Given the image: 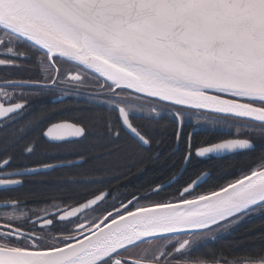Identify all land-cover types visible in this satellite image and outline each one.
<instances>
[{
  "label": "flooded vegetation",
  "instance_id": "1",
  "mask_svg": "<svg viewBox=\"0 0 264 264\" xmlns=\"http://www.w3.org/2000/svg\"><path fill=\"white\" fill-rule=\"evenodd\" d=\"M33 38L41 43L39 38ZM0 39L3 40L0 43V59L12 62L11 64L0 65V102L7 104L23 102V107L20 110L0 120V137L6 135L10 138L0 141V180L8 181V183H4L8 186L0 188V192L5 193L23 186L26 178H32L37 183H45L53 170L71 168L84 163L86 160L96 163L101 156L107 158L109 162L115 163L141 162L144 156L136 154L146 153L153 147L154 141H156L155 154L152 158L155 159L159 153L158 148L163 133L162 127L159 128L158 125L163 122H171L174 126L175 149H177L181 137L185 143L183 147L184 157L177 171L164 181L151 186L150 190L144 193L135 192L131 196L126 195L125 190H122L119 185H112L111 182L109 187L96 191L89 197L80 199L75 203L55 200L44 204L42 202L30 203L29 206H27L28 201L20 200L16 196L10 197L8 194H2L3 197H0V202L14 201L15 204L0 208V212L13 209L16 214L14 218L11 217L12 223L28 231L29 234L37 235L41 246L43 244H46L48 248L63 246L65 243L58 244L60 243L58 238L70 236L68 242L74 241L75 236L99 222L106 215L109 214L107 219L109 221L139 208L140 202L161 204L159 203L161 200H147L151 193L162 195L164 192H169L165 194L168 196L174 194V196L180 197L181 191L200 176H203V179L192 191L185 193L184 198L212 192L203 187L205 180L210 175V171L204 168L203 171L192 176L178 188L171 187L187 169L189 162L193 160L227 159L232 161L238 160V156L254 150L258 156L252 161H255L256 164H264V147L252 139L254 137L252 132L248 134L249 128L254 125L253 123L263 125L264 123L218 112L178 107L143 94H132L124 87H116V84L109 82L91 68L71 58H68L69 60L57 58L61 81L65 73L72 72L79 73L74 79L79 80L82 77L81 82L49 84L48 80L51 73L41 58L43 51L39 47L24 38L11 37L7 34H0ZM9 48L12 49L11 53L7 51ZM53 53L59 54L57 51H49V57ZM113 88L120 89L112 92ZM212 97L215 98L216 96ZM121 107L123 108L120 115L119 109ZM211 118L215 122L222 123V125L210 128V126H200L196 123L197 120H211ZM125 119L128 120V124L124 123ZM59 123H69L72 126L66 128L63 127L65 125H59L61 127L57 129H50L51 126ZM76 126L82 128L81 134H75L72 131V127ZM236 128H240L239 131ZM206 134H212L217 139L201 140L200 136ZM227 139L248 140L250 146L221 156H196L195 151L197 149ZM144 140H147V143ZM99 147H107V150L99 151ZM69 162L70 164L54 166L49 170L32 174H12L25 168ZM241 171L242 169L238 172ZM239 173L235 172L233 177L240 179L242 176ZM62 175H66V173ZM74 175H76L75 172L67 174L68 179L77 180L78 177ZM92 175L97 181L98 173L95 172ZM174 177L176 178L167 186L153 191V188L169 182ZM108 178L113 177L109 176ZM102 192H106L105 196L94 206L72 218L58 219L62 212ZM133 198L135 199L129 202ZM169 199L166 200L170 201L171 199ZM128 202L129 204H127ZM26 206L29 210H22ZM27 212L29 214L25 216ZM6 220L4 219V221ZM34 221L36 222L33 223ZM49 224L51 225L47 227ZM199 239L205 241L206 238L202 236ZM194 240L190 235H177L141 242L126 248V252L121 251L117 256H110L109 259L103 260L99 264L103 262L121 264L122 260L125 261V264L128 261L131 264H201L199 261L189 260V255L183 256V258L178 257V254L185 252L190 246L198 244ZM22 243L31 244L32 241L25 240ZM171 243L175 245L174 249L170 252L165 251ZM182 243H185L182 247L187 246L183 250L177 251L180 249L178 246ZM171 255L172 259L170 260L169 256ZM249 262L216 264H249ZM203 264L209 263L203 262Z\"/></svg>",
  "mask_w": 264,
  "mask_h": 264
},
{
  "label": "snow or ice",
  "instance_id": "2",
  "mask_svg": "<svg viewBox=\"0 0 264 264\" xmlns=\"http://www.w3.org/2000/svg\"><path fill=\"white\" fill-rule=\"evenodd\" d=\"M146 6L169 12V23L174 25L172 35L165 34L154 38L144 36L129 28L126 24L122 23L117 27L115 25L117 17L107 18L105 9L132 7L135 10L137 7L135 4L105 3L103 0H33L32 3L24 7L40 10L58 23L67 24L75 33L81 30L78 27L79 24H86L93 29H98L113 40L126 39L134 49L143 52L144 59L156 61L157 63L152 70L159 72L167 83L173 84L175 87L203 92L206 96L232 100L237 104L249 105L252 109L264 111V92L254 90L257 86L264 87V0H165L163 4L151 3ZM119 19L122 20L123 17H119ZM40 27L43 28L44 26L41 24ZM0 34L24 38L43 51L41 58L46 64L47 70L51 73L48 80L49 84L81 82L82 77L79 80L74 79L79 73L72 72L65 73L61 81L57 58L67 57L58 53H53L49 57L50 49L38 43L32 36L22 31L5 28L2 25H0ZM37 35L42 36L43 34L37 33ZM68 35L72 36V33H68ZM89 35L94 41L103 45V47L96 49L99 55L105 56L116 63L125 62L121 59L124 53L112 47L105 40H98L92 33H89ZM2 42L3 40L0 39V43ZM226 44L230 46L225 49L223 46ZM147 46L150 47L145 51ZM7 51L11 53L12 49L9 48ZM205 57L212 64L223 62L227 67L219 71L215 68L211 72L207 71L200 63ZM11 63V61L0 59V65ZM173 65L183 66L187 72L197 73L198 76L164 71L165 68ZM81 66L83 65L81 64ZM41 70L43 71L42 68ZM202 80L211 83L205 85L201 83ZM220 84L227 85V89L220 88ZM118 89L120 88H113L112 92ZM125 89L132 94H144L135 92L132 88ZM150 97L160 99L159 96ZM164 101L173 102L172 100ZM177 105L191 106L187 103ZM22 107L23 102L14 104L0 102V118ZM122 108L119 109L120 115ZM226 113L235 114L232 112ZM241 117L251 118L256 122H264V119L255 118L251 114ZM124 123L128 124V120L125 119ZM63 127L70 126L65 125ZM72 131L75 134H81L83 130L81 127L76 126L72 127ZM238 141V143L222 144L219 147L233 148L238 146L243 149L250 146L248 140ZM144 142L147 143V140H144ZM208 150L204 149L203 152ZM203 152L199 154H203ZM262 176H264V164L253 168L241 179L221 187L219 191L202 194L199 203L207 205L202 226L186 230L203 229L222 221L241 208L258 201L264 202V181L260 179ZM4 183H8V181L0 180V184ZM188 190L187 188L183 189L178 202L170 203L191 204V200L184 198V193ZM11 204L14 205L15 202L12 201ZM50 225H47V227ZM77 239L82 238L78 237ZM25 240H31L32 243H22ZM64 243L66 245L69 242L65 241ZM186 246L177 251L183 250ZM0 247L23 248L29 252L51 251L50 248L40 245L37 235H30L28 231L13 224L10 217L0 224ZM127 247H132V245H127L124 249H117L111 256H117L119 252L125 251ZM109 258L105 257L104 259ZM169 259H172V255L169 256ZM121 264H125V261L122 260ZM127 264H131V262L128 261ZM249 264H264V259L250 261Z\"/></svg>",
  "mask_w": 264,
  "mask_h": 264
},
{
  "label": "water",
  "instance_id": "3",
  "mask_svg": "<svg viewBox=\"0 0 264 264\" xmlns=\"http://www.w3.org/2000/svg\"><path fill=\"white\" fill-rule=\"evenodd\" d=\"M33 0H17V5L14 9H5L0 7V24L14 31H22L26 34L39 38L41 40V44L47 46L50 51H57L59 54L66 56L67 58L76 59L81 62L83 65L91 68L93 71L98 73L101 77L108 80L109 82L116 84V87H124V88H132L135 92H142L145 96H159L156 98L164 103H168L171 105H175L178 107H187L185 105H177L175 102L164 101L168 100L163 98V93L161 90L151 88L150 85L141 84L137 79L128 76L125 73L120 72L116 67L111 65L109 62L104 60L103 58L89 53L83 44L85 42H89L90 44L96 46L97 48L103 47L102 44L97 43L92 39L89 33H92L97 37L98 40H105L107 43L111 44L112 47L118 49L124 56L121 57L126 63L138 66L141 69L151 73L153 75L162 77L159 72L153 71V67L157 63L153 60H148L143 58V52L134 49L131 44L126 40H113L110 37L105 36L98 29H93L89 25L79 24L78 27L81 29L78 33L73 32V30L67 24H60L50 16L42 13L38 9L24 7L32 3ZM105 3H128L135 4L137 7L133 10L132 7H128L126 9L121 8H108L105 9L107 13V18L111 19L112 17H117L118 19L115 21V25L117 27L120 24H126L129 28L135 30L144 36L149 37H157L163 36L165 34L172 35L174 25L169 23V12L167 10H156L147 4L151 3H160L163 4L165 0H103ZM45 17L49 21L57 23L64 28L70 30L74 33L80 41L79 45H75L57 35H54L52 32L48 31L45 27H40V25L46 22V19L36 18L32 20L35 16ZM119 17H123L122 20ZM74 22V21H72ZM37 33H42V36L37 35ZM230 45H224L223 47L226 49ZM150 46H147L145 51L148 50ZM201 65L205 67L207 71H212L215 68L217 71L221 69H225L227 66L223 62H216L212 64L211 61H208L207 58H203L200 61ZM164 71H169L173 73H183L187 76H198L197 73H189L183 66L173 65L171 67L165 68ZM215 75V73H213ZM113 76L121 79L123 81L122 84L112 82L108 77ZM163 78V77H162ZM202 84H209L210 81L202 80ZM220 88L227 89V85L220 84ZM255 91L264 92V87L257 86ZM203 94V92H202ZM204 95V94H203ZM205 98L208 100L206 102L209 106L212 105V108H219V103H222L224 106L232 107L233 105H244L237 104L235 101L222 99L220 97L213 98L212 96H206ZM155 98V97H152ZM216 100V101H215ZM206 105V104H205ZM248 106L249 105H244ZM210 108V107H209ZM251 108V107H250ZM191 109L196 110H206L211 112H218L220 114L233 115L238 116L242 119L254 121L251 118L241 117L244 115H254L252 113L257 114L260 119H264V111L260 109H252V113H226L232 111H219L218 109H204L201 107H195ZM20 110V109H19ZM18 111V110H17ZM14 111V112H17ZM12 112V113H14ZM10 113V114H12ZM234 113V112H232ZM10 114H6L3 118L9 116ZM3 118H0L3 119ZM256 118V116H255ZM256 122V121H255ZM264 123V122H259ZM59 125H70L69 123H59L50 127L59 128ZM238 140L243 139H227L224 141L217 142L215 144L209 145L205 148H199L195 151L196 156H205V155H213V156H221L227 153H231L238 150H243L241 148L233 147H219V145L227 144V143H238ZM246 148H249L246 147ZM204 149H209L208 151L203 152ZM203 152V154H199ZM69 163H58L53 165H46L37 168H25L18 171L13 172L15 175H27L32 174L38 171H45L53 168L54 166H61ZM177 177V176H176ZM176 177H174L169 182H166L160 186L153 188V191L160 190L161 188L167 186L171 183ZM203 179V176H200L198 179L193 181L187 189V192L192 191L195 186ZM241 179V178H240ZM261 181H264V176L260 177ZM238 180V179H237ZM236 181V180H235ZM234 182V181H233ZM232 183V182H231ZM228 185V184H227ZM6 184H0V188H5ZM186 189V188H184ZM183 191V190H182ZM181 191V192H182ZM219 191V189L215 190ZM185 192V193H187ZM184 193V194H185ZM106 192L99 193L98 195L91 197L90 199L84 201L83 203L62 212L58 216L59 220L72 218L80 212L89 209L90 207L97 204L104 196ZM181 194V193H180ZM199 196H195L192 198H188L187 200H191L192 203L188 204H172L170 202L161 203V204H151L148 206L139 207L127 213H124L120 216H117L111 220H107L109 214L106 215L103 219L97 222L92 227L85 229L79 235L74 237V241L69 242L66 245L50 248L51 251H37V252H29L24 249H16V248H8V247H0V250L8 251V252H17L19 253L14 257H1L0 264H76L78 261L82 260L84 257H87L91 254H96L102 249L111 248V252L105 257H110L113 252H116L117 249H124L127 245H136L141 242L155 240L159 238H165L170 236L177 235H187L191 233H197L201 231H205L237 214L242 213L243 211L256 206L262 202H256L252 205H248L244 208L239 209L236 212H233L230 216L226 217L222 221H218L217 223L207 226L200 230H186L189 228L199 227L198 224H202L203 217L206 215L207 205L199 203ZM131 199L129 202L134 200ZM179 201V200H178ZM178 201H173L176 203ZM129 202L127 204H129ZM11 202L4 201L0 202V208L11 206ZM195 205V207H193ZM172 233V234H169ZM169 234V235H165ZM31 235V234H30ZM78 237L82 239H77ZM185 242V241H184ZM185 243H182L178 246L181 248ZM128 248V247H127ZM92 263L98 264L101 261L105 260L104 258Z\"/></svg>",
  "mask_w": 264,
  "mask_h": 264
},
{
  "label": "trees",
  "instance_id": "4",
  "mask_svg": "<svg viewBox=\"0 0 264 264\" xmlns=\"http://www.w3.org/2000/svg\"><path fill=\"white\" fill-rule=\"evenodd\" d=\"M253 124L254 125L249 128L248 134L252 132L254 135L252 139L258 141V143H260L259 145L264 147V125L258 123ZM158 127H162L161 130L163 133L160 138L161 144L158 148L159 153L155 159L152 158V156L155 154L154 147L156 141H154L153 147L146 153L136 154L144 156L141 162L115 163L109 162L107 158L101 156L96 163L86 160L84 163L75 165L71 168L53 170V173L48 175L45 183H37L32 178H26V182L23 186L5 193L0 192V197H3L2 194H8L10 197L16 196L20 200L28 201L29 203H27V206H29L30 203L42 202L44 204L55 200L75 203L80 199L89 197L96 191L109 187L111 182L112 185H119L122 190H125L126 195L131 196L135 192H147L150 190L151 186L164 181L174 174L184 157L183 147L185 143L182 137L177 149L174 148L175 130L173 124L171 122H163L161 125H158ZM200 139L215 140L217 138L212 134H206L200 136ZM99 148V151L102 152L107 150V147ZM88 150L90 151L91 148ZM257 156L258 153L252 150L238 156V160H193L189 162L187 169L171 187L178 188L192 176L203 171L204 168L210 171V175L205 180L203 187L207 188L208 191L219 189L237 179L233 177L235 172L239 173L238 171L242 169L239 174L243 176L253 168L262 165L252 161L255 160ZM71 172L76 173L74 176L78 177L77 180L68 179L69 176H67V174ZM95 172L98 173L97 181L94 180L96 178L92 175ZM65 173L66 175H62ZM109 176L113 177L111 178L112 180L108 178ZM165 193L166 192L163 194ZM163 194L155 195L151 193L147 200H161L159 203L180 200V197L174 196V194H170V196ZM168 198L171 200L169 199L170 201H167L166 199ZM27 206L24 207L25 209H21L29 210ZM28 214L27 212L25 216ZM221 224L225 226L226 232L215 238L207 237L205 241L197 242L198 244L190 246L185 252L178 254V257L183 258V256L189 255V260L209 264L257 261L264 259V203L237 214L221 222L220 225ZM209 229L194 234H207L206 231ZM186 236H189V234ZM171 244L166 247L165 251L170 252L174 249L175 245ZM101 264L108 263L103 262Z\"/></svg>",
  "mask_w": 264,
  "mask_h": 264
},
{
  "label": "bare ground",
  "instance_id": "5",
  "mask_svg": "<svg viewBox=\"0 0 264 264\" xmlns=\"http://www.w3.org/2000/svg\"><path fill=\"white\" fill-rule=\"evenodd\" d=\"M17 5V0H0V7H3L5 9H14ZM39 15L35 16L34 18H31L32 20H35L36 18H43L45 17H38ZM43 26L50 32H52L54 35H57L75 45H79L80 41L79 38L72 33L70 30L64 28L63 26L54 23L52 21H49L46 19V22L43 24ZM68 33H72V36H69ZM74 37V38H73ZM83 47L92 54H95L107 62H109L111 65L116 67L120 72L127 74L128 76H131L137 81H139L141 84L150 85L151 88H155L158 90H161L163 93V98L172 100L173 102L177 104H183L187 103L191 106L185 105L187 107L195 108V107H201V108H208V109H218L219 111H232L234 113H252V108L244 105H233L232 107L224 106L222 103H219V108H212V105L209 106L206 102L208 100L205 98V96L202 94V92L199 91H192L185 88H178L175 87L173 84L167 83L164 78L153 75L151 73H148L147 71L141 69L138 66H134L131 64H128L126 62L124 63H116L111 61L110 59L106 58L105 56H101L96 51L97 47L90 44L89 42H85L83 44ZM112 82H117L122 84L123 81L121 79H118L117 77L109 76L108 77ZM216 101V100H215ZM206 104V105H205ZM210 107V108H209ZM225 109V110H223ZM254 116L256 118L258 115L255 113ZM198 226H202V224H198ZM111 252V248H105L99 251L96 254H91L87 257H84L82 260L78 261L76 264H92L101 258L105 257ZM19 253L17 252H8L4 250H0V258L1 257H14L17 256Z\"/></svg>",
  "mask_w": 264,
  "mask_h": 264
},
{
  "label": "rangeland",
  "instance_id": "6",
  "mask_svg": "<svg viewBox=\"0 0 264 264\" xmlns=\"http://www.w3.org/2000/svg\"><path fill=\"white\" fill-rule=\"evenodd\" d=\"M196 123L197 124H200V126H205V127L206 126L207 127L210 126V128H214L215 126L218 127L219 125H222V123L215 122L214 119H212V118H211V120H208V119H200V120H197ZM236 129H237V131H239L240 128H236ZM6 139H10V138H8V136H6V135L0 137V141H5ZM151 204H155V203L143 201V202H140L139 205H140V207H143V206H148V205H151ZM139 205H138V207H139ZM15 214H16V212L13 209H9L7 211L0 212V222L3 221L0 224H2V223L5 222L4 219L6 220L9 217L11 218L12 216L14 218V215ZM93 225H95V224H93ZM92 226H90V227H92ZM88 228H86V229H88ZM220 230H221V232H220ZM224 232H226L225 231V226L224 225L222 226V224L220 225V223H219V224L213 226L212 228H210L209 230H207L206 231L207 234H199L198 233V234H189V235L192 236L195 239L194 240L195 242H199V241H201V239H199V238H202V236L205 237V238H207V237L215 238L216 236H218V235H220V234H222ZM70 238H71L70 236H62V237L58 238L59 239L58 241L60 242L58 244H61V243L65 242V241H69ZM197 240H199V241H197ZM45 245L46 244H43V246H45ZM16 249H23V248H16Z\"/></svg>",
  "mask_w": 264,
  "mask_h": 264
}]
</instances>
